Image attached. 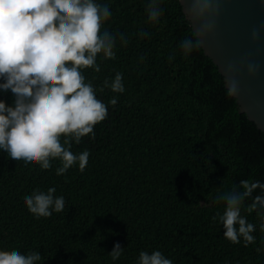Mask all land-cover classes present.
Listing matches in <instances>:
<instances>
[{"label":"trees","instance_id":"1","mask_svg":"<svg viewBox=\"0 0 264 264\" xmlns=\"http://www.w3.org/2000/svg\"><path fill=\"white\" fill-rule=\"evenodd\" d=\"M98 2L111 12L101 30L117 35L115 58L98 54L100 70L81 73L108 115L79 144L69 139L74 154L89 152L83 172L74 165L56 175L59 159L43 170L0 152V253L38 251L39 264H136L141 251L158 250L173 264H264V231L246 210L251 199L241 212L256 225L247 246L224 237L216 199L241 180L264 182V132L228 94L181 0H164L155 24L148 0ZM185 37L198 41L188 56L179 48ZM116 73L123 93L104 86ZM0 99L11 103L9 94ZM51 187L64 211L37 218L23 200ZM117 242L124 250L113 261Z\"/></svg>","mask_w":264,"mask_h":264},{"label":"clouds","instance_id":"2","mask_svg":"<svg viewBox=\"0 0 264 264\" xmlns=\"http://www.w3.org/2000/svg\"><path fill=\"white\" fill-rule=\"evenodd\" d=\"M194 2L202 12L211 4L210 0ZM163 3L148 0L150 23H157L163 15ZM110 17L108 5L98 0H0V94L11 98L10 104L0 99V152L6 153L10 162L38 164L48 170L51 160L59 159L56 175H63L74 165L84 171L89 152L74 154L69 139L79 144L108 115L107 106L96 98L93 86L85 83L81 69L98 72V54L104 59L115 58L118 37L101 30ZM197 47L193 37H185L179 45L184 56ZM104 86L115 93L125 91L120 73L111 83L105 80ZM233 93L234 87H229L228 94ZM110 103L117 101L113 98ZM257 190L259 194L253 196ZM55 192L54 187L46 192L35 189L23 203L37 218H47L65 208L64 197ZM216 199L224 204L223 213L218 214L224 237L234 244L241 239L245 246L254 243L256 225L241 212L245 201L251 199L246 210L255 212L264 231V182L241 180ZM123 250L117 242L108 254L116 261ZM41 260L38 251L0 253V264H39ZM136 264L173 261L158 250L141 251Z\"/></svg>","mask_w":264,"mask_h":264},{"label":"water","instance_id":"3","mask_svg":"<svg viewBox=\"0 0 264 264\" xmlns=\"http://www.w3.org/2000/svg\"><path fill=\"white\" fill-rule=\"evenodd\" d=\"M181 0L207 56L234 87L241 112L264 132V0Z\"/></svg>","mask_w":264,"mask_h":264}]
</instances>
